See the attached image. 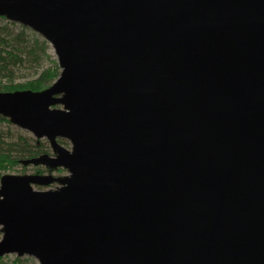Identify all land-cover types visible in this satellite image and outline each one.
I'll return each mask as SVG.
<instances>
[{
	"label": "water",
	"instance_id": "obj_1",
	"mask_svg": "<svg viewBox=\"0 0 264 264\" xmlns=\"http://www.w3.org/2000/svg\"><path fill=\"white\" fill-rule=\"evenodd\" d=\"M1 16L61 72L0 91V115L52 149L21 160L48 173L1 176L0 257L264 264V0H0Z\"/></svg>",
	"mask_w": 264,
	"mask_h": 264
},
{
	"label": "trees",
	"instance_id": "obj_2",
	"mask_svg": "<svg viewBox=\"0 0 264 264\" xmlns=\"http://www.w3.org/2000/svg\"><path fill=\"white\" fill-rule=\"evenodd\" d=\"M1 19L4 23L0 24V91L47 89L59 78L61 72L57 58L50 53L51 44L30 28L8 21L3 16ZM28 70H31V73L24 77L29 78L18 82L17 75ZM0 122L8 123L6 130L0 127V179L8 170L22 164V159L51 153L50 142L46 139H36L22 131L16 134L9 119L2 115ZM59 141L70 145V142L63 138ZM36 172L42 173L43 166L36 167ZM22 261L21 257H16L13 264H21ZM0 264H4L3 256L0 257Z\"/></svg>",
	"mask_w": 264,
	"mask_h": 264
},
{
	"label": "rangeland",
	"instance_id": "obj_3",
	"mask_svg": "<svg viewBox=\"0 0 264 264\" xmlns=\"http://www.w3.org/2000/svg\"><path fill=\"white\" fill-rule=\"evenodd\" d=\"M2 23H4L3 19L0 20V24H2ZM17 24H19V23H17ZM19 25H21V24H19ZM50 53L53 54L55 58H57L52 45H51ZM27 73H31V70L20 72V74L17 75V79L16 80L18 82L26 81V79L29 78L28 76L24 77V76L28 75ZM11 126H12L13 132H15L16 134H18L19 131H22V132H27L28 134L33 135L31 132L26 131V130L20 128L19 126L14 125L12 122H11ZM0 127L4 128L6 130V128L8 127V123L7 122L6 123L0 122ZM70 146L71 145H68L67 147L70 148ZM51 151H52V149H51ZM8 172L9 173H13V174H19V173H29L30 174V173L36 172V166L35 165H30V166L26 167V166H24L22 164H19V166H16L15 168L8 170ZM42 173H48V170H47V168L45 166H43V172ZM67 173H68L67 170L64 169V168L61 169V170H57L55 172V174H57V175H63V174H67ZM37 188L38 189H42V188L45 189L46 187L42 186V187H37ZM16 257H19V256L17 254H15V253L5 255V256H3V262H4V264H13L14 260L16 259ZM21 259L23 260L21 264H40V263H38V260L35 257H32V256L25 255V256L21 257Z\"/></svg>",
	"mask_w": 264,
	"mask_h": 264
},
{
	"label": "flooded vegetation",
	"instance_id": "obj_4",
	"mask_svg": "<svg viewBox=\"0 0 264 264\" xmlns=\"http://www.w3.org/2000/svg\"><path fill=\"white\" fill-rule=\"evenodd\" d=\"M48 170V169H47Z\"/></svg>",
	"mask_w": 264,
	"mask_h": 264
}]
</instances>
